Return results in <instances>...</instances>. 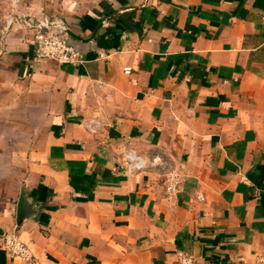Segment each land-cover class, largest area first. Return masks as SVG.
Wrapping results in <instances>:
<instances>
[{"label":"crops","instance_id":"obj_1","mask_svg":"<svg viewBox=\"0 0 264 264\" xmlns=\"http://www.w3.org/2000/svg\"><path fill=\"white\" fill-rule=\"evenodd\" d=\"M41 13L80 61L7 24ZM0 264H264V0H0Z\"/></svg>","mask_w":264,"mask_h":264},{"label":"built area","instance_id":"obj_2","mask_svg":"<svg viewBox=\"0 0 264 264\" xmlns=\"http://www.w3.org/2000/svg\"><path fill=\"white\" fill-rule=\"evenodd\" d=\"M8 26H20L25 28L33 38L36 55L39 58L57 60L61 63H75L81 59V51L70 42L66 24L56 17L46 14L7 16ZM129 71V69H127ZM124 167L129 173L146 170L151 165H162L161 158L154 156L148 160L146 156L136 150H128L124 155ZM178 175L171 176L166 189L174 192L179 188ZM3 249L13 257H19L29 261L33 253L28 244L23 241L17 230L5 231L1 235Z\"/></svg>","mask_w":264,"mask_h":264},{"label":"water","instance_id":"obj_3","mask_svg":"<svg viewBox=\"0 0 264 264\" xmlns=\"http://www.w3.org/2000/svg\"><path fill=\"white\" fill-rule=\"evenodd\" d=\"M67 33L72 37V38H76V39H81L80 36H78L77 34H75L70 28L67 29ZM24 199L22 200L21 204L19 205V223H21L23 217H24V210L22 208V205H24Z\"/></svg>","mask_w":264,"mask_h":264}]
</instances>
